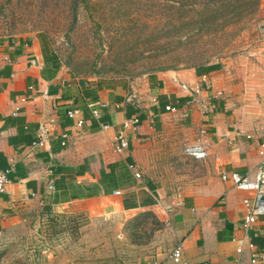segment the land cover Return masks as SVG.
I'll use <instances>...</instances> for the list:
<instances>
[{
  "label": "crops",
  "instance_id": "obj_1",
  "mask_svg": "<svg viewBox=\"0 0 264 264\" xmlns=\"http://www.w3.org/2000/svg\"><path fill=\"white\" fill-rule=\"evenodd\" d=\"M208 65L87 81L40 34L0 41V170H10L0 192V233L44 205L89 217L152 212L169 219L167 239L158 232L133 244L131 258L116 264H253L252 253L264 251V213L243 228V199L252 192L221 174L255 177L264 147V64L236 65L233 76L219 62ZM217 88L224 96L213 94ZM70 109L79 114L69 117ZM130 118L137 122L125 128ZM122 132L129 145L116 153L114 137ZM174 137L208 151L203 160L192 158L202 172L180 194L147 172L154 147ZM176 247L178 261L168 257Z\"/></svg>",
  "mask_w": 264,
  "mask_h": 264
},
{
  "label": "rangeland",
  "instance_id": "obj_2",
  "mask_svg": "<svg viewBox=\"0 0 264 264\" xmlns=\"http://www.w3.org/2000/svg\"><path fill=\"white\" fill-rule=\"evenodd\" d=\"M180 1L86 0L72 23L70 0H0V41L40 34L61 63L87 81H132L159 68L209 62L221 63L233 76L236 65L264 64V7L259 4L237 33L221 23L199 32L177 19ZM203 1L197 0L198 8ZM215 93L222 97L226 92L217 88ZM182 138L159 142L147 171L175 194L186 191L202 172L201 161L184 152L188 142ZM38 208L1 231L0 264H116L131 258L133 244L149 242L158 232L166 240L169 233V219L161 221L152 212L89 217Z\"/></svg>",
  "mask_w": 264,
  "mask_h": 264
},
{
  "label": "built area",
  "instance_id": "obj_3",
  "mask_svg": "<svg viewBox=\"0 0 264 264\" xmlns=\"http://www.w3.org/2000/svg\"><path fill=\"white\" fill-rule=\"evenodd\" d=\"M202 80H206V76H203ZM218 93V92H217ZM216 93V94H217ZM218 95V94H217ZM105 106V104L101 105ZM166 110L173 111V108L170 106L165 107ZM100 110L95 108L92 110L93 116H99ZM79 114V111L76 109H70L67 111V115L69 117H75ZM83 122V118L79 116L77 119V124L81 125ZM137 122L136 118H130L124 124V127H133ZM108 125H104L107 127ZM129 145L127 135L122 132L117 134L114 137V151L116 153L124 152ZM184 152L198 160H203L207 158L208 151L206 147L198 142H191L185 144ZM129 168L134 171V175L139 177L140 174L138 171H135V166L133 164H129ZM9 169L0 170V192H3L9 183L8 172ZM221 178L223 180H230L234 187L240 190L252 192V198L246 197L243 199V203L245 205V211L243 214L242 226L247 229L251 224L256 221L258 215L264 213V147L259 151V163L255 172V177L253 179H249L246 177L240 176L237 172H231L227 174L223 172L221 174ZM118 193V191L116 192ZM249 248H253V244L248 243ZM168 257L174 261H178L181 258V248L176 247L172 250V252L168 255ZM252 263L253 264H264V251L254 252L252 253ZM148 264H162L157 260H153ZM194 264H204L202 262L194 263Z\"/></svg>",
  "mask_w": 264,
  "mask_h": 264
},
{
  "label": "trees",
  "instance_id": "obj_4",
  "mask_svg": "<svg viewBox=\"0 0 264 264\" xmlns=\"http://www.w3.org/2000/svg\"><path fill=\"white\" fill-rule=\"evenodd\" d=\"M85 2L86 0H70L72 23H74L77 18L78 7ZM187 2L191 3L189 4ZM186 4H188V8H186ZM198 4L199 2H197V0L180 1V5L176 7L174 11L177 13V19L181 20L182 26H189L197 29L199 32H206L216 28L219 23H221L224 27H227L226 29L236 30L237 33L239 30L243 29L257 13L260 0H204L200 8L197 7ZM236 33L234 32L232 36ZM217 53H220V51ZM213 66L214 65H208V68ZM168 69L170 68H159L158 71H165ZM43 207L51 209L49 205H44Z\"/></svg>",
  "mask_w": 264,
  "mask_h": 264
}]
</instances>
